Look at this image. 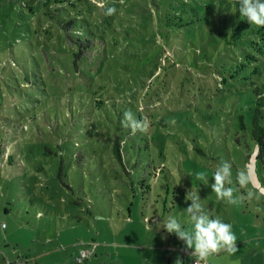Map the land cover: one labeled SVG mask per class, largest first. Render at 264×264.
Wrapping results in <instances>:
<instances>
[{"label": "rangeland", "instance_id": "obj_1", "mask_svg": "<svg viewBox=\"0 0 264 264\" xmlns=\"http://www.w3.org/2000/svg\"><path fill=\"white\" fill-rule=\"evenodd\" d=\"M100 4L0 0V264L199 261L162 227H191L192 188L237 236L207 264H236L254 247L239 241L264 235V196L230 205L211 177L225 160L234 187L245 165L254 174L236 195L264 188L250 131L264 28L237 0H106L111 16ZM129 110L147 132L123 127Z\"/></svg>", "mask_w": 264, "mask_h": 264}, {"label": "clouds", "instance_id": "obj_2", "mask_svg": "<svg viewBox=\"0 0 264 264\" xmlns=\"http://www.w3.org/2000/svg\"><path fill=\"white\" fill-rule=\"evenodd\" d=\"M237 4L241 16L251 25L258 28L264 27V0H237ZM100 6L106 16L114 15L117 11L115 7H107L106 0H101ZM121 123L123 127L130 129L132 135L148 130L147 120H138L130 110L124 112ZM195 176L203 184L208 185L207 172L200 171ZM211 178L214 181L211 184L212 192L216 194L218 200L230 205H239L245 199L259 200L261 196H264V188H259L257 191L248 189L246 195H236L239 189L248 188L249 185L256 188L254 174L248 165L237 172L236 181L239 188L232 186V164L229 161L221 160L216 165ZM185 200L191 201L184 210L189 218L187 223L191 227H185L176 217L169 216L162 222V227L168 234H175L184 242L186 249L192 250L191 255L196 256L203 264H207L210 257L221 252L231 255L238 251L237 236L232 230V225L219 217L213 218L210 211L201 203L198 191L193 188L189 190ZM96 219H102V217L97 216ZM175 264H182V262L177 259Z\"/></svg>", "mask_w": 264, "mask_h": 264}, {"label": "trees", "instance_id": "obj_3", "mask_svg": "<svg viewBox=\"0 0 264 264\" xmlns=\"http://www.w3.org/2000/svg\"><path fill=\"white\" fill-rule=\"evenodd\" d=\"M264 28V27H262ZM78 35V34H77ZM80 41H86L84 46L89 47L90 45L88 44V41L85 40L84 37H81L78 35ZM81 45V43L79 44ZM87 45V46H86ZM77 56L78 53H75ZM247 58L250 60L256 61V57L253 56L252 54L248 53ZM255 73L259 76L258 81H255V85L252 87V93L254 97V105H253V110H252V115H251V137L253 140L256 141L258 144V150H259V156L264 159V73L255 66ZM243 126V123L241 124ZM112 152L116 159L121 162L122 161V150H121V142L119 141V138L116 137L113 140L112 144ZM11 156L7 155L8 161L10 160Z\"/></svg>", "mask_w": 264, "mask_h": 264}, {"label": "crops", "instance_id": "obj_4", "mask_svg": "<svg viewBox=\"0 0 264 264\" xmlns=\"http://www.w3.org/2000/svg\"><path fill=\"white\" fill-rule=\"evenodd\" d=\"M254 239V247H247L245 251L238 255L236 264H264V235L261 232L247 239L239 241L240 245L245 244L247 241Z\"/></svg>", "mask_w": 264, "mask_h": 264}, {"label": "built area", "instance_id": "obj_5", "mask_svg": "<svg viewBox=\"0 0 264 264\" xmlns=\"http://www.w3.org/2000/svg\"><path fill=\"white\" fill-rule=\"evenodd\" d=\"M84 256H85V251L83 250L81 256L78 257V262L80 261L82 262ZM190 264H200V262L195 259V260H192Z\"/></svg>", "mask_w": 264, "mask_h": 264}]
</instances>
